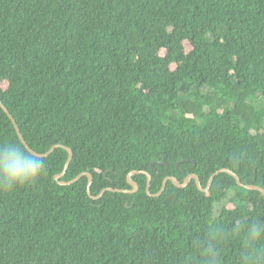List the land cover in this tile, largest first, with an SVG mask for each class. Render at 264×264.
<instances>
[{
	"label": "trees",
	"instance_id": "16d2710c",
	"mask_svg": "<svg viewBox=\"0 0 264 264\" xmlns=\"http://www.w3.org/2000/svg\"><path fill=\"white\" fill-rule=\"evenodd\" d=\"M187 45L190 49L187 50ZM0 101L47 158L0 191V264H204L264 217V0H0ZM20 141L0 106V144ZM28 151V150H27ZM29 152V151H28ZM82 174L88 177L68 186ZM223 201V203H220ZM238 264L243 237L217 243Z\"/></svg>",
	"mask_w": 264,
	"mask_h": 264
},
{
	"label": "clouds",
	"instance_id": "9594fccd",
	"mask_svg": "<svg viewBox=\"0 0 264 264\" xmlns=\"http://www.w3.org/2000/svg\"><path fill=\"white\" fill-rule=\"evenodd\" d=\"M46 173L44 161L18 143L0 144V191H14L18 187L35 184ZM226 236L243 237L244 251L238 264H264V217L251 222L237 219L227 229L213 219L208 228V239L204 242L207 251L204 264H223L217 243Z\"/></svg>",
	"mask_w": 264,
	"mask_h": 264
},
{
	"label": "water",
	"instance_id": "95a60500",
	"mask_svg": "<svg viewBox=\"0 0 264 264\" xmlns=\"http://www.w3.org/2000/svg\"><path fill=\"white\" fill-rule=\"evenodd\" d=\"M0 106H1L2 110L8 115L9 119L12 121V123H13V125H14V128H15L17 134H18V137H19L20 141L23 143V145L26 147V149H27L30 153H32L33 155L37 156L38 158H47L48 156L52 155V154L54 153V151H55L57 148H62V149L66 150V151L68 152V155H69V156H68V160H67V162H66V164H65V168H64L63 173L55 177V179H56L57 181L61 180V179L66 175V173H67V171H68V169H69V166H70V164H71V162H72V160H73V153H72V151H71L70 149L66 148V147H63V146H61V145H57V146L52 147L51 150H50L48 153H46V154H38V153H36L35 151H33V150L27 145L26 141L24 140V138H23V136H22V134H21V132H20L18 126H17V123H16L15 119H14L13 116L9 113V111L3 106V104L1 103V101H0ZM138 174H144V175L147 176V178H148V182H147V190H146V192H147V195H149L150 197H159V196H161V195L163 194V192L166 190V185H167L168 181L172 182L173 185H174L175 187L179 188V189H185V188H187V187L190 185V183H191L192 180H195V181H196V185H197L198 190L201 191V192L207 193V192L210 190V188H211V186H212V183H213L215 177H216L217 175H220V174H228L229 176H232L233 178H235V180L237 181V183H238V185H239L240 187H244V188H246V189L249 190V191H258V192H260V193L262 194V196L264 197V190H263L262 188L257 187V186H251V185L245 186V185H243V184L241 183L239 177H238L235 173H233V172L230 171V170L223 169V170L217 172L216 174H214V175L212 176V178L210 179V181H209L208 186H207L206 189H203V187H202V185H201V183H200V180H199V178H198L196 175H191V176H189L188 178H186V179L184 180L183 183L179 182V181H178L176 178H174V177H169V178L165 179L161 191H160L158 194H156V195H152V194L150 193V187H151V182H152V177H151V175L148 174V173H145V172H141V173H140V172H133V173H131V174L128 176V183H129V185L132 187V190H129V191H128V190H122V191H119V190L107 189V190H104L99 196L94 197L93 199H94V200L99 199V198L102 197L106 192L123 193V194H130V195H134V194H136V193L139 191V186H138V184H137L136 182H134V181L132 180V177H133V176H136V175H138ZM84 176L88 177V179H89V181H88V193H89V195L91 196L90 189H91V185H92L93 178H92V176L89 175V174H82V175H80L79 177H77L75 180H73V181H71V182H60V185H62V186H68V185L74 184L75 182H78L79 180H81L82 177H84Z\"/></svg>",
	"mask_w": 264,
	"mask_h": 264
},
{
	"label": "rangeland",
	"instance_id": "374dc122",
	"mask_svg": "<svg viewBox=\"0 0 264 264\" xmlns=\"http://www.w3.org/2000/svg\"><path fill=\"white\" fill-rule=\"evenodd\" d=\"M190 49L189 46L187 45V50Z\"/></svg>",
	"mask_w": 264,
	"mask_h": 264
}]
</instances>
